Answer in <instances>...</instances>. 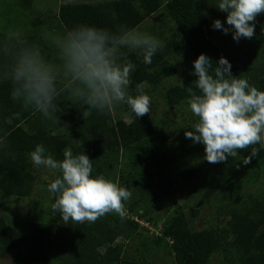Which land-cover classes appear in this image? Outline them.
<instances>
[{
  "label": "trees",
  "instance_id": "16d2710c",
  "mask_svg": "<svg viewBox=\"0 0 264 264\" xmlns=\"http://www.w3.org/2000/svg\"><path fill=\"white\" fill-rule=\"evenodd\" d=\"M23 1L16 0V7L22 4L23 11L31 12L29 6H23ZM163 8L182 40L174 37L167 39L166 44L162 42L164 47L152 57L151 64L143 62L142 53L125 49L128 60L135 66L130 75L131 87L145 83L160 86L164 79L177 74V66L170 62L174 54L196 60L203 53L212 59L213 70L217 61L225 57L232 65L234 76L247 79L264 91V74L258 77L247 74L246 57L239 55L235 46L230 48L216 39L213 23L198 0L64 2L58 15L51 19L37 16L29 20V15L19 11L18 18L24 30L30 28L22 36L24 41L48 57L53 40L49 41L47 36L53 30L66 34L80 25L113 33L121 25L135 30ZM10 10L11 7L1 12L0 17H5L7 11L9 17ZM8 19V23L13 22ZM9 26H6L8 31ZM159 29L155 37L162 41L163 26ZM8 31L0 34V38L10 42ZM263 56V53L253 55ZM193 81V77L186 76L167 89L161 96L165 107H179L187 102L188 87L195 88ZM12 89L11 79L0 78V200L32 195L38 167L28 153L38 144L45 147V155L51 154L57 160L64 158L65 149L74 155L84 153L93 164L91 175H103L112 181H116L114 174L122 157V163L127 166L120 170V180L128 190H137L139 197L133 202L124 201L123 217L108 213L92 223L69 221L65 224L52 205L46 211L50 216L48 221L28 222L20 227L0 215V264H150V254L159 255L161 250L167 251L174 264H211L220 255L219 264H264V195L244 194L241 184L264 177V149L248 164L242 160L251 153V148L239 152L236 158L229 157L226 162L212 163L210 170L188 167L174 172L179 160L197 159L205 151L204 145L187 139L179 152L168 156L165 152L171 137L163 126L156 124L151 113L138 118L130 110L127 119L115 122L113 109L118 105H114L110 112L104 113L88 109L85 119L83 113L87 106L80 107L65 92L54 101L60 110L56 114L60 121L53 123L31 108L26 110L22 102L12 98ZM237 165H242L241 172H234ZM59 176L57 172L54 179ZM189 183H193L192 194H198L201 200L209 196L207 203L212 206L215 205L212 202L218 203L216 226L202 230L192 227L191 221L200 215L201 209L193 208L189 214L188 206L177 200V185L187 187ZM55 199L52 193V204ZM164 203L167 211L155 214ZM141 221L154 231H149ZM160 223L162 229L156 234ZM138 233L144 250L139 252L141 259L131 260L123 256V248L116 239L121 237L126 241Z\"/></svg>",
  "mask_w": 264,
  "mask_h": 264
},
{
  "label": "clouds",
  "instance_id": "9594fccd",
  "mask_svg": "<svg viewBox=\"0 0 264 264\" xmlns=\"http://www.w3.org/2000/svg\"><path fill=\"white\" fill-rule=\"evenodd\" d=\"M216 7L227 13L228 27L219 19L212 27L225 34L231 31L236 42L251 39L257 16L264 14V0H218ZM8 39L17 45L10 71L11 95L26 110L31 108L46 120L58 123L60 118L56 114L60 110L54 101L67 92L80 107L87 106L85 119L88 109L104 113L118 104L128 105L138 118L150 113L151 98L144 93L143 84L137 85L135 96L127 91L135 66L124 50L140 51L143 62L151 64L152 57L164 47L156 37L124 25L115 33L80 25L53 38L59 50L56 64L50 63L38 47L28 45L19 32L10 30ZM8 51L5 46L4 52ZM193 63L191 74L198 79L193 81L195 88L187 89V103L197 121L191 131H185V137L204 145V159L209 163L226 162L251 148L242 160L244 164L250 163L264 149V91L247 79L234 76L225 57L217 61L214 70L212 59L206 54H200ZM257 144L259 148L255 147ZM45 153V147L38 144L28 155L35 166L60 174L48 190L56 195L52 209L61 214L65 224L92 223L108 213L124 216V201L132 193L103 175L93 177L88 155H74L65 149L64 158L57 160Z\"/></svg>",
  "mask_w": 264,
  "mask_h": 264
},
{
  "label": "rangeland",
  "instance_id": "374dc122",
  "mask_svg": "<svg viewBox=\"0 0 264 264\" xmlns=\"http://www.w3.org/2000/svg\"><path fill=\"white\" fill-rule=\"evenodd\" d=\"M102 0H24L23 6H29L28 10L32 9L31 12L25 9L23 11V7L21 5H17L16 7V0H0V13L3 11H6L8 8L11 7L10 12L12 14L8 17V12L5 17H0V34H4L7 29V25L9 26V31L13 32H19L21 36L27 33V29H23V24L19 22L18 15L19 13H24L26 15H29L31 19H35L37 16H40L44 19H51L52 16L58 15L60 5L64 2H71V3H92V2H99ZM199 3L206 9L212 23L216 19L221 20L225 27H228L226 23L227 19V13L221 12L217 7L216 4L218 3V0H198ZM19 11V13H18ZM164 8L157 12L154 16L149 17L140 28L135 29L137 32L142 33H148L152 36H156V31L160 30L159 27L163 26L164 29V36L162 37L163 43H167V39H173L174 37L178 40H182V37L179 36V34L176 32L175 26L173 23L169 20V18L164 15ZM15 12V16L13 14ZM13 19L12 23H8L9 19ZM16 18V19H15ZM264 15H258L255 22V35L251 39L245 38L247 41L243 40V38L240 39L239 42H236L233 39V34L230 31L228 34H225L222 30H216L214 29L215 37L218 39L223 45L229 46L232 48V46L236 49V51L239 53V55H243L246 57V61L248 62L246 64L247 74L251 77H258L262 76L264 74V71L260 72L261 68L264 67V56L261 58L253 57V55L256 53H263L264 54ZM2 21V22H1ZM7 22V23H6ZM56 22V21H54ZM29 24V23H27ZM155 24V25H154ZM56 25V23H55ZM155 27L151 30L152 27ZM22 27V28H21ZM48 27V25H47ZM58 27V26H57ZM49 28V27H48ZM59 28V27H58ZM23 31H20L22 30ZM8 31V33H9ZM64 32H60L58 30H53L51 33H48V40H53L54 37L57 35H63ZM25 36V35H24ZM23 36V37H24ZM7 46L9 51L8 53L4 52V47ZM52 46V48H51ZM16 43L15 41L8 42L6 38H0V78L3 79H11L10 71L11 67L14 63V52L16 50ZM50 48L52 51H50V55L45 56V54L41 53L50 63H59L58 59V49L55 47L54 43L53 45H50ZM258 52V53H257ZM46 55L48 54L45 52ZM138 54H141L140 51H137ZM195 60L192 57H183V56H177L174 54V57L170 60L171 63L175 64L178 68L177 74L168 77L164 79L160 86H153L149 83L143 84V90L144 93L149 95L151 98V108L150 113L152 119L156 122V124H159L160 126H163L167 133L171 137L170 143L167 145L166 148V154L168 156H173L175 153L179 152L181 149L183 143L188 139L185 137V131H191L192 125L197 121V117H195L188 106L187 102H184L179 107H165L164 102L161 98L162 94L169 88L176 86L181 82V80L186 76L193 77L194 80H197L198 77L195 75H192L191 73L194 72V62ZM244 62V64H245ZM131 75V74H130ZM132 79L130 77V83L128 85V93L130 95H137L136 88L131 87L132 85ZM78 104H80L77 101ZM84 107V106H83ZM130 113V107L126 104H118L117 108L113 109V120L115 122L118 121V119H127L128 114ZM205 151L203 153L199 154L197 159L191 158L187 159L186 162L183 160H179L177 162L178 166L180 165V169H178V166H175L174 172L176 171H182L184 168H202L210 170V165L212 163L207 162L204 159ZM190 158V157H188ZM121 165L118 167L117 172L114 174L116 181H113L117 183L121 187H125L124 182L120 180L121 175V169L123 167H126L124 163H122V157H121ZM244 164V163H243ZM242 164V165H243ZM124 165V166H123ZM237 165L234 168V172H241V166ZM221 169V168H220ZM172 170V169H171ZM214 172V171H213ZM211 172V173H213ZM37 180L35 184L34 191L31 196L29 197H21V198H12L7 201L0 200V215L3 217H6V219L13 225L16 226H23L27 224L28 222H35V221H48L50 216L46 214V211L50 209L52 205V193L48 190V185L54 180L55 175L57 174L56 171L48 169L46 167L40 166L37 168ZM193 178L191 181H194ZM242 192L244 194L253 193L254 195H264V177H259L254 183H245L242 182ZM193 183H189V185L186 187L185 185L182 186L180 184L177 185V200L181 202L182 205H187L188 213L190 214V211L193 208L199 207L201 209L200 215L192 219L191 225L197 230H202L207 227L216 226L218 224L217 220V206L218 203L212 202L215 205H210L207 203V199L210 197L207 196L205 199L201 200L200 196L198 194H192V187ZM184 189V190H183ZM183 190V192H181ZM132 193V196L128 202H133L135 199H137L138 191L137 190H129ZM217 196V194H214ZM212 197V195H211ZM166 203V202H165ZM163 207H160L155 214L160 215L167 211V206L165 205ZM170 207V204H167ZM173 206H176V204H172ZM171 205V206H172ZM168 213V212H167ZM169 214V213H168ZM167 214V216H168ZM171 214V213H170ZM166 215V214H165ZM141 224L145 227L149 228V231L153 232L154 228L151 226H148L146 222L141 221ZM162 229L161 223L159 224V229L156 230V234H158L159 230ZM126 233H130L129 230L125 229ZM142 233V232H141ZM131 234V233H130ZM144 234V233H143ZM132 236L134 233L131 234ZM149 235V234H148ZM142 237L140 236V233L138 235L136 234L133 239L128 240H122L121 237H118L116 239V243L120 245L123 248V256L127 257L131 260H138L141 259V256L139 254L140 251L143 252L144 247L140 244ZM146 254V253H144ZM149 262L150 264H174L173 258L168 256L166 250H161L159 252V255H156L154 252L150 254ZM222 260L221 255L216 257L215 260L211 264H219Z\"/></svg>",
  "mask_w": 264,
  "mask_h": 264
}]
</instances>
